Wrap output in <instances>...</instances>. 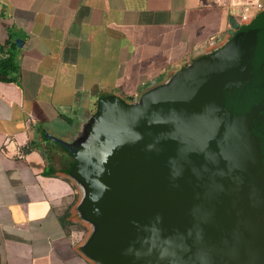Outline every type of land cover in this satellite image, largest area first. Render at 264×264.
Listing matches in <instances>:
<instances>
[{
  "label": "water",
  "instance_id": "95a60500",
  "mask_svg": "<svg viewBox=\"0 0 264 264\" xmlns=\"http://www.w3.org/2000/svg\"><path fill=\"white\" fill-rule=\"evenodd\" d=\"M17 42H19L17 40ZM95 264H264V10L71 143Z\"/></svg>",
  "mask_w": 264,
  "mask_h": 264
},
{
  "label": "crops",
  "instance_id": "0c3cea01",
  "mask_svg": "<svg viewBox=\"0 0 264 264\" xmlns=\"http://www.w3.org/2000/svg\"><path fill=\"white\" fill-rule=\"evenodd\" d=\"M241 2L0 0V60L15 64L0 79V264H95L73 159L49 137L71 143L99 98L136 101L221 48L264 10Z\"/></svg>",
  "mask_w": 264,
  "mask_h": 264
},
{
  "label": "trees",
  "instance_id": "16d2710c",
  "mask_svg": "<svg viewBox=\"0 0 264 264\" xmlns=\"http://www.w3.org/2000/svg\"><path fill=\"white\" fill-rule=\"evenodd\" d=\"M14 69L15 64L12 56L5 60H0V79L3 81H11L12 79L9 77V74L11 71H14Z\"/></svg>",
  "mask_w": 264,
  "mask_h": 264
},
{
  "label": "built area",
  "instance_id": "2783aa9c",
  "mask_svg": "<svg viewBox=\"0 0 264 264\" xmlns=\"http://www.w3.org/2000/svg\"><path fill=\"white\" fill-rule=\"evenodd\" d=\"M241 5L245 8L247 7H255L257 10H261L264 6L261 4L260 0H241ZM242 20H247V16L243 15Z\"/></svg>",
  "mask_w": 264,
  "mask_h": 264
},
{
  "label": "rangeland",
  "instance_id": "374dc122",
  "mask_svg": "<svg viewBox=\"0 0 264 264\" xmlns=\"http://www.w3.org/2000/svg\"><path fill=\"white\" fill-rule=\"evenodd\" d=\"M261 4L264 6V0H260Z\"/></svg>",
  "mask_w": 264,
  "mask_h": 264
}]
</instances>
